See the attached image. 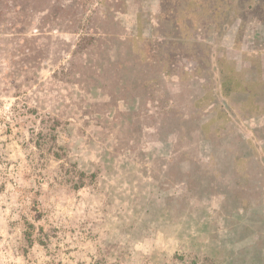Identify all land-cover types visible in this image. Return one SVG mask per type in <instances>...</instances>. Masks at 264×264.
<instances>
[{
	"label": "rangeland",
	"instance_id": "1",
	"mask_svg": "<svg viewBox=\"0 0 264 264\" xmlns=\"http://www.w3.org/2000/svg\"><path fill=\"white\" fill-rule=\"evenodd\" d=\"M0 264H264V0H0Z\"/></svg>",
	"mask_w": 264,
	"mask_h": 264
},
{
	"label": "trees",
	"instance_id": "2",
	"mask_svg": "<svg viewBox=\"0 0 264 264\" xmlns=\"http://www.w3.org/2000/svg\"><path fill=\"white\" fill-rule=\"evenodd\" d=\"M159 2H162L163 0H158ZM163 8V7H162Z\"/></svg>",
	"mask_w": 264,
	"mask_h": 264
}]
</instances>
